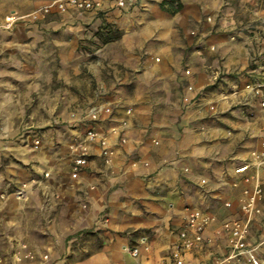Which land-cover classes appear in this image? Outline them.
Masks as SVG:
<instances>
[{
    "label": "crops",
    "instance_id": "obj_1",
    "mask_svg": "<svg viewBox=\"0 0 264 264\" xmlns=\"http://www.w3.org/2000/svg\"><path fill=\"white\" fill-rule=\"evenodd\" d=\"M162 1L137 0L135 5L124 9L105 3L101 10L94 12L52 11L44 19L35 21L37 26L28 34L31 40L18 39V35L10 41L0 38V53L3 48L6 51L31 48L40 63H59L65 73L71 65H78L87 58L78 50L79 44L84 43L80 38L85 31L90 33L104 17L114 22L123 33L119 40L106 43L98 54L121 65L125 79L128 78L127 69L141 68L132 77L135 87L130 96L125 95L126 90L118 81L122 69L113 71L114 78L108 86L100 82L92 90L91 104L80 113L93 105L112 107L111 114H103L96 122L97 129L107 136L108 143L115 149L112 164H103L99 147L93 144L87 166L78 179H72V155L67 150L68 163L63 168L53 164L52 174L47 179L50 189L60 195L57 215L54 213L45 224L38 218L40 222L36 223L39 226L35 228V236L24 237L22 229L24 223H28L24 214L40 202L33 199L36 189L28 185L30 200L27 201L16 200L12 195L0 199V264L15 263L14 253L22 250L21 245L31 250L35 259L17 264H166L186 216L193 209L188 207L196 195L186 193L183 168H193L200 161L196 145L203 134L195 129L203 124L202 117L208 114L212 96L220 89L226 101L223 107L227 110L237 107L229 104V99L236 95L230 92L231 86L237 83V95L242 98L239 109L246 113L253 109L262 110L264 114L257 101L240 89L245 78H239V82L226 80L225 84L216 86L218 89L215 87V76L232 73L237 68L241 71L251 61V54L257 59L258 67H264V39L258 38L260 19L264 18V0H238L244 21L250 26L245 32L253 29L252 38L256 41L255 44L249 41L246 33L236 47L229 41L235 29L230 0H177L181 8L174 14L161 7ZM205 12L221 17L218 22L214 19L215 26L208 32L198 29V21ZM78 20L86 22L85 25H80ZM193 31L199 36L194 38ZM215 46L216 52L212 51ZM57 48L62 49L57 52L58 60L54 54ZM189 50L185 62L184 53ZM50 51L51 55L48 54ZM206 52L208 55L203 54ZM156 54L158 61L155 60ZM140 55L145 56L141 59ZM152 62L158 65L152 66ZM184 65L190 71L188 75ZM261 73L259 69L248 70L246 77L261 78ZM60 76L65 82L69 80L65 74ZM141 91L148 93L147 96L157 93L163 100L147 101L142 93L139 95ZM182 95L192 102L181 104ZM203 95L208 97V106ZM127 107L133 109L130 115L125 114ZM81 119L82 116L79 120L84 125L83 134L89 123ZM262 126L264 128V123ZM112 129L118 132L114 133ZM121 136L126 138L125 143L120 142ZM263 139L260 138L255 153L234 169L252 159ZM234 169L231 185H222L224 181H220L217 175H214L215 179H209L213 196H221L222 204L228 200L232 205L230 208L215 205L213 210L202 209L216 215L217 221L205 231L207 242L202 247L183 253L189 264L211 263L228 252L226 234H218L216 229L220 221L239 214L238 198L244 184L240 181L241 174H235ZM251 172L249 168L247 173ZM29 176L25 170L19 174L21 180H27ZM261 177L264 184V165ZM235 180L238 186L232 185ZM5 188L0 180V191ZM235 189L237 199L229 198L227 193ZM261 203L264 208V198L258 206ZM58 211L63 214L59 215ZM258 236L263 238L264 230ZM133 248L138 249L136 256L131 254ZM263 248L264 244L260 255ZM9 254L10 259L5 260ZM44 255L47 258H43ZM242 260L232 264H243Z\"/></svg>",
    "mask_w": 264,
    "mask_h": 264
},
{
    "label": "rangeland",
    "instance_id": "obj_2",
    "mask_svg": "<svg viewBox=\"0 0 264 264\" xmlns=\"http://www.w3.org/2000/svg\"><path fill=\"white\" fill-rule=\"evenodd\" d=\"M43 1L45 0H0V22L10 12L26 15L42 4ZM230 2L233 7L231 16L235 20V29L229 41L232 46L236 47L240 44L243 34L247 33L245 30L249 29L250 26H248L249 23L244 21L245 19L240 10V2L238 0H230ZM224 5L226 3L223 4V7ZM208 16L212 17L211 21L207 20ZM102 18L103 20L101 19L99 25L90 30V33L85 31L80 38L84 43L79 44L78 50L84 52L87 58L81 60L78 65H71L65 73L59 63L48 64L46 61L40 63L36 58V52L31 48L13 50L8 47L9 51H6V48H3L4 52L1 50L0 140L2 142L0 143V180L6 188L0 191V199L12 195L16 200H19L14 192L21 183L26 182L29 188L36 189L34 191V202L35 200L36 203L38 200L40 201L37 206L29 209L24 214V219L28 222L23 225L24 237L28 238L36 235L34 233L37 232L35 228L39 226L36 223L40 222L38 218H41L45 224L48 223V219L54 213L57 215V202L60 195L50 189L47 179L52 174L51 166L53 164L57 163L61 168L65 167V164L68 163L66 152L69 151V145L82 137L81 130L84 125L79 117L81 118L83 112H80L91 102L93 98L92 90L100 82L108 86L110 80L114 78L113 71L115 69H122L118 81L126 90V96H130L135 87L132 77L139 73L141 68H137V70L127 69L128 78L125 79V75H123L124 68L121 65L109 62V60L98 54V51L106 43L112 42H105L106 38L111 37L114 33L115 37H118L117 40H119L123 33L110 19ZM220 18V15L202 13L198 21L199 31H211L215 26L213 24L214 19L218 22ZM78 21L80 25L86 23ZM257 22L259 23L258 20ZM245 23L247 27L244 26ZM35 26H37L35 21L25 18L12 29L1 30L0 38L10 41L18 35V37L20 36L18 39L27 42V40H31V36L28 34ZM252 31L253 29L247 33L249 34L248 40L255 44L256 40L252 38L254 36ZM192 36L195 38L199 35L197 31H193ZM258 38L260 40L264 39L263 30L258 32ZM260 40H258L259 43ZM214 48L212 51L216 52L217 47ZM61 50L58 48L55 50L54 54H56L57 60V52L59 53ZM190 52L191 50L184 53L185 62H187ZM50 53L51 51L48 54L51 55ZM203 54L208 55L207 52ZM144 56L140 55V58L143 59ZM154 56L156 60L158 55ZM151 65L158 64L152 62ZM183 67L184 69L188 68L186 65ZM230 69L235 70L234 68ZM236 71H239L238 68ZM61 74H65L69 77V80L65 82L61 78ZM115 75L117 76V74ZM83 77H85L84 80H82ZM221 79L220 81L215 80V87L219 86L220 83L225 84L223 78ZM77 80L79 83H77ZM141 93L142 97L147 101H152V103L162 102L163 100V97L157 95V93L149 96L144 91H141L139 95ZM126 96L124 98H127ZM203 96L205 98L204 103L208 106V97ZM223 97L220 89L218 92L216 91L215 96H212V105L208 106V114L202 117L203 124L195 129L203 134L201 141L196 145L200 161L193 168L189 166L183 168L184 175L182 178L187 185L186 193L188 196L196 195L188 207L190 209L209 208L213 210L212 207L215 205L223 208L221 196H213V190L209 187V179H215L214 175H217L220 181H224L222 185H231L230 178L234 167L248 160L258 148L260 138L264 137V134H262V132L264 133L262 126L264 114L262 110L253 109L247 113L242 112L239 109V105H241L239 101L242 98L238 97L237 94L232 96V100L229 99V104H235L239 107H231L227 110L226 107H223V104L226 103ZM191 102L190 98L184 95L181 96V104H190ZM211 112L212 114H210ZM21 170L29 173L30 176L27 180H21L19 177ZM48 171L49 176L45 177V173ZM208 172L209 174H207ZM236 190L228 192L227 196L231 199H237L238 191ZM55 194L58 197H55ZM24 199H26L25 201L30 200V195L26 193ZM58 214L62 215L63 213L60 214L58 211ZM262 215H264V208L261 203L254 214V222L250 225L247 240L249 245L254 248L261 264H264V248L262 250L263 254H259L264 244V237L259 238L258 236L264 230ZM235 216H239V214ZM255 236H258V238L255 239ZM4 259L9 260L10 254ZM241 259H243V264H248L246 259Z\"/></svg>",
    "mask_w": 264,
    "mask_h": 264
},
{
    "label": "built area",
    "instance_id": "obj_3",
    "mask_svg": "<svg viewBox=\"0 0 264 264\" xmlns=\"http://www.w3.org/2000/svg\"><path fill=\"white\" fill-rule=\"evenodd\" d=\"M137 0H45L38 7L33 9L26 15H18L16 12H10L0 22L1 30L12 29L19 21L28 18L33 21L44 19L47 14L52 11L58 13H66L70 9H75L82 12H94L103 8L105 3H108L114 8L124 9L128 6L135 5ZM208 21L212 20L211 16L207 17ZM261 30L264 31V18L261 20ZM233 39V38H232ZM214 49V47H212ZM251 60L257 59L251 55ZM158 61L159 58L156 57ZM264 62V61H263ZM262 77H244L240 89L250 94L256 101L258 106L264 110V67L261 70ZM190 73L189 69L185 70V74ZM218 78V75L215 76ZM237 84V83H236ZM231 86V92L237 94L239 92L238 85ZM189 89L192 87L189 85ZM132 109L125 110L126 115L131 114ZM112 113L110 105H93L83 113L82 119L89 123L82 137L69 145V151L72 155L70 176L72 179H78L81 171L87 166L91 154V145L96 144L99 147V155L104 165H111L115 156V149L108 143V138L101 133L96 127V122L103 114L109 115ZM112 132H118L112 129ZM120 142L125 143L126 138L120 137ZM157 143V141H155ZM264 165V139L260 143V149L252 157V159L234 169L235 174H241L240 181L244 184L238 198L239 216H232L220 221L216 233L226 234V242L228 252L221 257L216 258L211 263L202 264H232L233 261L241 258L246 259L248 264H261V261L254 248H252L247 240L250 224L253 220L258 204L264 197V184L261 177V167ZM251 168L252 172L247 173ZM49 176V172L45 173V177ZM233 186H238L235 180ZM26 182L20 184L15 190L14 195L18 199H24L27 193ZM3 196V195H1ZM55 197H58L55 194ZM224 207L230 208L231 201H224ZM217 221L216 215L202 209L193 208L186 216L184 227L180 230L178 240L174 244L170 253V260L166 264H189L184 260V252H192L199 249L207 242L204 236L205 231L210 225ZM21 251L14 253V261L17 264L23 260L32 261L35 255L31 250H28L25 245H21ZM131 254L136 256L138 249L133 248ZM43 258H47L44 255Z\"/></svg>",
    "mask_w": 264,
    "mask_h": 264
},
{
    "label": "trees",
    "instance_id": "obj_4",
    "mask_svg": "<svg viewBox=\"0 0 264 264\" xmlns=\"http://www.w3.org/2000/svg\"><path fill=\"white\" fill-rule=\"evenodd\" d=\"M161 7L168 11L171 14L176 13L180 8H181V3L178 2L177 0H164L161 2ZM113 33V31H112ZM112 33H110L112 35ZM116 35L113 33V35L111 37L106 38L105 42H109V41H113V40H117L118 37H115ZM264 65V63H263ZM259 69L260 71L263 69V67H258V64H256V61L251 60L248 62L247 66L243 69H241V71H234L232 73H225L220 75V79L218 78V80L216 81H220L222 80L221 78H223L224 81L226 80H234L236 82H239V78H244L246 77V72L248 70H256ZM249 74V73H248Z\"/></svg>",
    "mask_w": 264,
    "mask_h": 264
}]
</instances>
